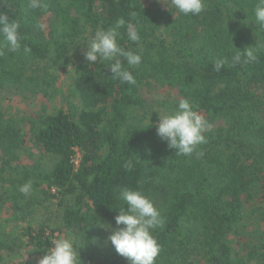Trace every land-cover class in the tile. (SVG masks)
Masks as SVG:
<instances>
[{"label":"trees","instance_id":"trees-1","mask_svg":"<svg viewBox=\"0 0 264 264\" xmlns=\"http://www.w3.org/2000/svg\"><path fill=\"white\" fill-rule=\"evenodd\" d=\"M142 1L42 0L44 7L33 10L28 0H0V12L20 23L21 43L31 49L26 55L0 48V100L22 91L48 100L64 96L66 103L23 121L26 136L22 124L0 110V264L5 257L38 262L54 232L62 231L79 238L82 264L92 263L85 257L91 248L92 257L101 259L97 264H128L104 242L117 227L118 208L126 207L119 195L125 186L150 198L164 220L152 233L161 246L155 264H264V29L254 23L258 0H204L205 10L196 16ZM121 18L126 23L119 45L142 57L135 68L121 57L135 86L112 79L110 62L89 64L83 55L85 39ZM129 23L138 42L127 39ZM246 46L257 49V60L233 65L232 56ZM71 56L76 61L70 68ZM218 58L227 62L216 72ZM61 73L70 75L67 85L57 78ZM143 90L161 95L162 112L145 101ZM182 98L212 126L197 149L203 156L177 155L156 134L159 116L174 111ZM28 143L53 166L22 162ZM28 181L33 192L25 196L19 187ZM55 202L59 223L39 221L37 209ZM238 232L243 241L235 240Z\"/></svg>","mask_w":264,"mask_h":264},{"label":"clouds","instance_id":"clouds-1","mask_svg":"<svg viewBox=\"0 0 264 264\" xmlns=\"http://www.w3.org/2000/svg\"><path fill=\"white\" fill-rule=\"evenodd\" d=\"M163 2L169 10L174 9L185 16H196L205 10L204 0H163ZM28 6L33 10L44 7L42 0H28ZM254 17V23L264 29V0H258ZM125 23L121 18L114 26L101 28L92 33L84 41L83 55L89 64L98 61L110 62L107 67L112 79L135 86L136 79L128 68L123 66L121 57L131 68L139 66L142 57L133 51L124 50L119 45L118 38L121 35L119 29L125 27ZM19 29L18 21L11 20L6 13L0 12V48L10 53L23 49L24 54H30L31 49L21 43L23 37ZM126 36L133 43L140 40L136 26L131 23L127 24ZM256 53L257 49L254 46H246L232 56V64L255 62L258 58ZM226 62V58H218L213 64L214 70L219 72ZM149 126H151L150 121ZM211 127L208 120L195 111L193 104L186 98L179 100L174 111L159 116V122L155 125L157 136L167 144L168 148L174 149L175 154L191 156L195 153L197 157L204 154L197 149L199 145L207 143L204 133L211 131ZM131 166V163L125 164V168ZM19 191L25 196L31 195L32 182L28 181L21 185ZM119 195L126 207L118 208V215L114 217L117 227L111 230L107 241L118 255L128 261V264H155L161 246L152 233L164 224L159 209L150 198L131 187H122ZM38 264H82L74 238L69 236L56 239L45 254L40 255Z\"/></svg>","mask_w":264,"mask_h":264},{"label":"rangeland","instance_id":"rangeland-1","mask_svg":"<svg viewBox=\"0 0 264 264\" xmlns=\"http://www.w3.org/2000/svg\"><path fill=\"white\" fill-rule=\"evenodd\" d=\"M142 2H144L145 4H157L158 6L163 7L164 9L168 10V8L164 4L163 0H143ZM69 61H70L69 66L71 68L73 66L74 62L76 61V58L74 59V56H71V58H69ZM57 78L59 80H61L63 82V84H66V85L70 81V75L66 74V73L57 74ZM63 84H62V87L64 89H66L67 86H63ZM65 93H67L66 90L64 91V95L66 96ZM141 96L145 99L146 102H149L148 103L149 105H152L154 111L157 110L158 112H162V111H160L162 109H160V107L158 105V102H160V99H161V97H160L161 95L157 94L155 90H152V91L143 90L141 92ZM45 99L42 98L41 95H33V94L27 95L22 91H18V94L6 95V97H4V99L0 100V110H2V111L4 110V112H5L4 115L6 117H10V118L14 119L15 121H17L21 125L23 123V121H26L29 118L36 116L42 108H45L46 110L51 111L53 108H56V107L59 108L62 106L63 107L66 106L64 96H55V97H53V99L51 98L50 100H48V98H45ZM25 125L26 124H24V125L22 124V126H20V127L23 128L22 134L26 136L28 130H27V127ZM25 148L28 151L21 153V156H20L21 161L24 162L25 164H27L28 161H30V160L36 161L39 159L41 167L51 168L53 166L52 158L48 157V156L41 157L40 153L36 150V147H34V145H32V144L29 145V143H28V144H25ZM74 160L76 163H78V161H79L78 155L75 156ZM0 202H1V200H0ZM54 204L55 205L50 206L49 209H47L43 206L39 207L37 209L36 216H37L39 221L46 219L49 222H51L52 224H58L59 223V220H57L58 218H56V216H57L58 212H60V214H61V210L58 207H56L57 202H55ZM113 228H114V226H112L110 231ZM108 230H109V228H108ZM238 230H241V229L238 228ZM99 231L103 232V229H100ZM238 235L240 237H238ZM69 236L72 237L73 235L68 234V232L66 233V231H62L61 233L54 232L53 237H52L53 243L58 238H64V237H69ZM237 237L235 238L236 241H243V239H245V235H242L240 232H238ZM73 238H74V240L79 239V238H75L74 236H73ZM100 239H104V238H100ZM104 242L108 244L107 238L105 239ZM83 243H84V240H83ZM94 253H96V251L93 250L92 248H91L90 252L85 253V257H89V256L91 257L90 258V261H92L91 264H97L101 260V259L98 260V258L92 257ZM196 253L198 254V251ZM194 254L195 253H191L190 256L192 257ZM191 257H190V259H191ZM14 260H16V261H14ZM21 260H22L21 257H19V258L18 257L17 258L5 257L4 261L1 264H13V263L22 264ZM202 263H203V261H202ZM29 264H38V262L35 259H32Z\"/></svg>","mask_w":264,"mask_h":264}]
</instances>
